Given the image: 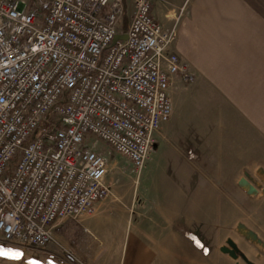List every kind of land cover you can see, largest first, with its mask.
<instances>
[{"label": "built area", "instance_id": "built-area-1", "mask_svg": "<svg viewBox=\"0 0 264 264\" xmlns=\"http://www.w3.org/2000/svg\"><path fill=\"white\" fill-rule=\"evenodd\" d=\"M152 8L132 0L126 18L125 0L0 1L1 240L45 249L57 222L109 197L106 158L87 138L136 177L145 167L172 114V77L194 80L168 52L176 25Z\"/></svg>", "mask_w": 264, "mask_h": 264}, {"label": "crops", "instance_id": "crops-1", "mask_svg": "<svg viewBox=\"0 0 264 264\" xmlns=\"http://www.w3.org/2000/svg\"><path fill=\"white\" fill-rule=\"evenodd\" d=\"M161 9L153 15L166 28L182 12L168 52L194 81L171 98L134 183L53 231L74 234L79 264H264V0ZM159 140L186 149L159 150ZM228 239L248 262L220 251Z\"/></svg>", "mask_w": 264, "mask_h": 264}, {"label": "rangeland", "instance_id": "rangeland-1", "mask_svg": "<svg viewBox=\"0 0 264 264\" xmlns=\"http://www.w3.org/2000/svg\"><path fill=\"white\" fill-rule=\"evenodd\" d=\"M166 1L167 0H153V11L155 12V9L158 8V12L161 13L162 10L161 4H165ZM125 5H126L125 17L128 18L129 15L131 14L132 0H125ZM32 9L34 11H37V6L33 4ZM182 18L184 17L182 16V12H180L172 19V23L176 25V36ZM188 83L191 82H184L180 76H176V78L171 83V87H170L171 98H173L174 100L175 98L179 97L180 93L177 91L179 90V88L185 86ZM86 142L90 144L94 143V150H96L106 158V162L108 166L106 181L110 185V188L114 187L116 190L121 191L122 193L123 190L125 192V189L126 188L128 189L129 186L134 183L132 178H134L135 180L137 178L132 173V166L130 162L122 155L113 152L108 145H106L101 141H97V140L95 141L91 138H87ZM183 144L184 143H180V145L182 146ZM177 145L179 146V148L181 147L176 142L163 143L161 140H159L157 149L164 150L166 149L165 146H167L170 149H173ZM183 147L184 149H186L185 144ZM148 166L149 167L152 166L151 161L147 164V167ZM110 193H111V189H110ZM243 227L245 228V226ZM245 230L247 229L245 228ZM61 232L62 231L59 229V226H57L56 229H54L53 231L54 242L45 249H35L31 247H26L13 242H6L0 239V251L7 253V255L0 256V264H79L75 256L76 245L74 243V234H68V233L62 234ZM64 244L66 245L67 249L64 246ZM221 245L227 246L226 241L222 242ZM77 246H79L80 248L79 242ZM241 248L245 249V245L241 244ZM238 251L243 255L241 249L238 248ZM243 260L245 262H248L246 258Z\"/></svg>", "mask_w": 264, "mask_h": 264}, {"label": "water", "instance_id": "water-1", "mask_svg": "<svg viewBox=\"0 0 264 264\" xmlns=\"http://www.w3.org/2000/svg\"><path fill=\"white\" fill-rule=\"evenodd\" d=\"M117 39H126V36L125 35H116L113 42H115ZM226 243H227V246H222L220 248V251L222 253L228 254L232 258H237L238 256H240L242 259H245V257L241 253H239V251L236 247V244L234 243L233 240L228 239L226 241Z\"/></svg>", "mask_w": 264, "mask_h": 264}, {"label": "snow or ice", "instance_id": "snow-or-ice-1", "mask_svg": "<svg viewBox=\"0 0 264 264\" xmlns=\"http://www.w3.org/2000/svg\"><path fill=\"white\" fill-rule=\"evenodd\" d=\"M2 255H7V253L0 251V256H2Z\"/></svg>", "mask_w": 264, "mask_h": 264}]
</instances>
